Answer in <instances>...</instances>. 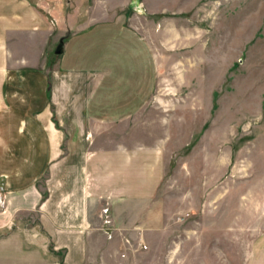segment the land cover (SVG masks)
<instances>
[{
    "label": "crops",
    "instance_id": "obj_1",
    "mask_svg": "<svg viewBox=\"0 0 264 264\" xmlns=\"http://www.w3.org/2000/svg\"><path fill=\"white\" fill-rule=\"evenodd\" d=\"M148 36L124 18L76 17L69 0H0V264L187 259L191 191L167 180L170 139L182 135L146 143L129 125L153 98L166 105ZM256 248L246 264H264Z\"/></svg>",
    "mask_w": 264,
    "mask_h": 264
},
{
    "label": "rangeland",
    "instance_id": "obj_2",
    "mask_svg": "<svg viewBox=\"0 0 264 264\" xmlns=\"http://www.w3.org/2000/svg\"><path fill=\"white\" fill-rule=\"evenodd\" d=\"M131 1L69 0V12L124 18L151 38L154 97L166 105L153 98L129 125L146 143L167 130L182 135L170 139L167 180L191 191L186 210L198 223L184 240L187 259L172 264H246L264 243V0H135L139 13ZM26 217L37 224L34 211Z\"/></svg>",
    "mask_w": 264,
    "mask_h": 264
},
{
    "label": "water",
    "instance_id": "obj_3",
    "mask_svg": "<svg viewBox=\"0 0 264 264\" xmlns=\"http://www.w3.org/2000/svg\"><path fill=\"white\" fill-rule=\"evenodd\" d=\"M133 1H135V0H132L130 2V6H131V8L135 9L137 11V13H139L140 7L137 4L134 5V2ZM62 47H63V40L60 39L59 42H58V44L56 45V48H55L54 52L56 54H60L62 52Z\"/></svg>",
    "mask_w": 264,
    "mask_h": 264
},
{
    "label": "trees",
    "instance_id": "obj_4",
    "mask_svg": "<svg viewBox=\"0 0 264 264\" xmlns=\"http://www.w3.org/2000/svg\"><path fill=\"white\" fill-rule=\"evenodd\" d=\"M45 194H43V197H44Z\"/></svg>",
    "mask_w": 264,
    "mask_h": 264
}]
</instances>
